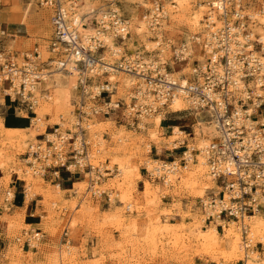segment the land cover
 <instances>
[{
    "label": "built area",
    "instance_id": "2783aa9c",
    "mask_svg": "<svg viewBox=\"0 0 264 264\" xmlns=\"http://www.w3.org/2000/svg\"><path fill=\"white\" fill-rule=\"evenodd\" d=\"M104 1L107 5L91 21L77 12L78 0H34L51 13L47 39L50 55L45 59L38 46L19 54L0 46L3 100L21 107L31 125L40 119L36 112L39 104L51 98L48 87L43 86L47 77L61 70L74 78L72 123L61 128L60 115V122L29 143L23 158L25 167L32 175L59 187L72 177H82L87 182L84 197L110 203V194L100 186L119 170L97 160L101 148L100 142L91 137L92 126L99 119L113 117L140 130L145 118L180 97L188 108L205 114L217 136L203 148L185 144L177 159L168 162L169 171L149 172L148 176L166 186L170 182L168 173L179 175L201 155L218 190L199 197V208L209 222L219 218L236 223L243 249L248 248L251 217L264 212V117L258 113L264 103V42L257 33L250 38L256 27L264 29V0H256L258 5L252 11L249 0H205L213 15L206 14L208 34L196 42L205 58L192 63L187 76H175L158 55L126 52L130 22L112 6L115 0ZM166 16L162 2L156 0L143 19L154 30ZM88 23L92 32L85 33ZM4 34L0 27V37ZM114 43L119 48H113ZM171 54L173 65L180 69L188 65L190 54L184 43L173 46ZM119 72L138 78L126 98L114 97L118 81L111 75ZM27 191L24 183L23 200ZM14 193V188L7 189L4 201L12 200ZM40 236L38 229L29 228L12 241L22 249L34 248ZM63 240L62 244L68 246L70 238ZM0 241L6 245L9 240Z\"/></svg>",
    "mask_w": 264,
    "mask_h": 264
},
{
    "label": "rangeland",
    "instance_id": "374dc122",
    "mask_svg": "<svg viewBox=\"0 0 264 264\" xmlns=\"http://www.w3.org/2000/svg\"><path fill=\"white\" fill-rule=\"evenodd\" d=\"M27 1L31 2L28 25H17L18 36H11L12 31L8 29L9 24L6 20L11 17V10L16 13L21 12V7ZM78 1L83 2V0ZM155 1H114V5L130 22L129 35L125 40L126 52L143 54L148 52L155 57L158 55L160 60L165 62L166 68L175 76L182 74L187 76L189 66L200 61L195 58L194 51L190 52V48L194 49L196 42L192 40L191 43H187L190 26L185 18L176 20L179 18L178 12L174 7L171 9L169 7L175 2L159 0L164 3L167 16L158 28L151 30L143 16L148 14ZM200 1L205 4V0H189L190 10H195ZM2 2L0 27L5 30V34L0 37V46L14 54L38 46L42 58H47L50 55L47 52V39L51 32L50 10L38 6L34 0H2ZM14 2L18 3L19 9L15 8ZM249 2V10L252 11L257 7L258 2L256 0ZM107 3L104 0H90L92 8L95 7L98 11ZM77 7L80 8V5L77 4ZM206 7L209 11L207 5ZM86 8L87 6L82 8L85 14ZM78 11L83 14L81 10ZM37 14L42 15L43 18L42 25L36 29L34 16ZM206 14L205 12L204 19ZM86 16L89 20H94V16L90 14ZM146 30L150 31V36H147ZM158 30H161L163 35L162 44L155 47L148 44V48L146 41L154 40L155 32ZM183 43L187 46L190 56L187 60L188 65L180 69L179 66L172 64L171 51L173 46ZM161 49L164 51L161 52ZM115 76L118 83L114 97L123 98L129 91V88L123 85L125 77L129 75L119 72ZM54 84L52 77H48L43 85L48 87L51 95L47 102H52L45 126L31 125L27 113L17 104L4 101L0 92V238L9 240L6 245L0 241V264H195L196 259L206 264H215L212 260L216 264H245L246 254H255L258 261L264 264V241L258 238H250L248 248L242 247L237 252L230 253L226 242L228 238H222L221 227H218L219 241L215 243V247L207 246L197 230L190 231L193 221L200 224L204 216L199 208V197L214 192L213 190L208 189L198 195L195 190L184 189L178 181L180 177L174 179L173 184L169 186H163L156 180L151 182L149 178L143 179L142 188L136 186V181L140 179L139 170L147 175L149 173L146 166L148 160L168 164L169 161L177 159L185 144L199 147L198 141L201 136L196 129L195 117L190 108L183 111H174L170 106L162 108L163 119L157 125L159 131L157 139L150 136V132L156 129L152 123L154 114L143 120V127L140 130H133L113 117L95 122L91 137L100 142L101 152L97 160L110 168L117 167L116 160L123 164L127 161L134 162L137 166L129 172L128 178L118 174L108 177L100 186L110 194V203L102 199L84 197L87 182L82 177L73 178L75 182L69 190L68 185L73 180L66 181L58 194L51 183L39 177L41 180L37 182L34 192L41 195L33 194L31 189L27 191L28 196L23 200L21 189L30 176L25 174L26 167L23 160L28 144L39 138L40 134L49 131L54 123L60 122V115L63 117L61 128L72 123L73 91L71 90L65 104ZM39 110L37 107V111ZM258 113L264 117V103ZM37 114L44 120L46 113ZM173 124L180 125L183 130L181 141L183 145L177 149L169 148L172 143L168 135L172 132ZM130 180L135 183L134 187L127 185L130 194L128 199L123 200L125 183ZM145 181L149 182V186L148 191L143 192ZM12 185L16 187L20 185L18 188L20 191H15L12 200L4 201L5 191L12 188ZM156 216L157 220H155ZM136 220L138 224L144 225L142 229H139L138 225L134 228L133 223ZM230 222L231 220H227L225 223ZM167 223L175 224L166 226ZM204 224L203 228L206 229L207 226H212L213 222L207 221ZM234 226L242 240L237 224L234 223ZM164 227L169 228L170 232H166ZM29 228L40 231V240L34 248L22 249L13 243L12 238ZM64 231H67L66 236ZM63 238H70L68 246L62 244L65 240Z\"/></svg>",
    "mask_w": 264,
    "mask_h": 264
},
{
    "label": "bare ground",
    "instance_id": "6f19581e",
    "mask_svg": "<svg viewBox=\"0 0 264 264\" xmlns=\"http://www.w3.org/2000/svg\"><path fill=\"white\" fill-rule=\"evenodd\" d=\"M172 2H175L174 5H169L170 9L172 7L175 8V11L178 12L179 18H176L177 21H180L181 19H186L187 23L190 26V34L187 37V43H191L192 40H194V42H201L202 38L208 34V32L205 30V25H204V14L205 12L213 15L210 11L207 10V7L204 3H202L201 1L198 2V6L195 10H190V6H189V0H172ZM16 4L15 8L19 9V5L18 3L14 2ZM83 3V4H82ZM80 5V8L77 7V12L79 13L78 9L81 10L83 12V6H87L86 8V14H90V16H95L96 18L98 17L99 13L97 14L96 12H98L97 9H95V7L92 8V5H90V0H83V2H79L78 3ZM112 6L116 9L117 6L114 5V3L112 4ZM162 7H163V11L164 13L167 14V10L165 9V5L164 3H162ZM31 11V2L27 1L26 3L23 4V6L21 7V12L16 13L14 12V10H11V17H9L6 22L9 24L8 29L12 31L11 36H18L17 33V25H28V15ZM80 11V12H81ZM80 14V13H79ZM83 14H85L83 12ZM95 14V15H94ZM44 16V15H43ZM42 15L37 14L36 16H34V20L36 23V29L39 28V26L42 25ZM84 22H86V20H83ZM138 30H141L140 27H137ZM144 25L142 24V31H143ZM156 27H153V29ZM85 33H89L92 32L91 29V24L88 23L86 25V27L83 29ZM145 30V29H144ZM150 31L146 30V34L147 36L149 35ZM257 33L260 35V39L264 42V29L261 26L256 27L251 33H250V38L254 37V34ZM146 36V35H145ZM162 32L161 30H158L157 32H155V38L154 40L149 39L148 41H146V46L149 48L148 44L155 46H159L162 44L163 39H162ZM106 42H109V45L112 46V41L110 40V38L106 37L104 38ZM116 48H119L117 45H113ZM167 46L169 47V45L167 44ZM190 48V47H189ZM161 52H163L164 50H160ZM189 51V50H188ZM194 51V55L195 58L198 60H204L205 56L204 53L202 52V50L199 48L198 44H196L194 46V49L190 48V52ZM52 77V79L55 82V88L57 93L59 92V94L62 95V100L63 102L66 104L67 100H68V96L71 92V90L73 89V85H74V78L73 76L67 75L65 74L63 71L61 70H54L51 75H49V78ZM115 75H111V79H115ZM48 78V77H47ZM47 80V79H46ZM138 81L137 76H135L134 74H129V76L125 77L124 79V86L126 88H130L134 87L135 83ZM5 92L7 93H11L10 90H5ZM264 90L261 91V93L263 94ZM128 93H131L128 92ZM264 96V94H263ZM52 103V102H51ZM50 102H42V104H40L39 107V111L36 112L38 113H46L44 114V120H42L41 118L38 119V121L35 123L38 126H45V121H47L48 119V110H50V106H52ZM170 107L172 108V110L174 111H183L185 109L188 108L187 104L180 98L177 97L174 99V101L172 102V104L170 105ZM192 114L195 117V126L196 129L199 131L200 133V139L198 141V148H203L205 147L209 140L215 136H217V132L213 126V124L211 123V121H209V119L205 116V114H203L202 112L192 109ZM25 117V115H24ZM47 117V118H46ZM163 119V114L161 111H158L157 113L154 114L153 119H152V123L154 125V127L156 129L152 130L150 132V136L152 138L157 139L158 138V133L159 131L157 130V125L160 124L161 120ZM172 128V132L170 135H168V139L170 140V142L172 143V146H170L169 148H176L179 146V144H182V135H183V130L181 128L180 125L178 124H173L171 126ZM190 146V145H189ZM186 154H188V156H190L189 151L186 152ZM117 163V167L119 170V175H121V177H126L128 178V174L129 172L133 171L134 169H136V165L134 162H130L127 161L126 164L120 163L118 160H116ZM146 166H147V170L148 172L151 173H162V172H166L169 170H166L168 167L167 163H160V161L157 160H153L150 161L148 160L146 162ZM18 170L22 172L21 168L18 167ZM171 173V174H170ZM168 173V178H169V183L167 182L165 185L169 186L171 184H173L174 179H177V177H180V180H178L180 182V185L183 186L184 189H187L189 191L191 190H195L196 192H198V195H201L202 193H204L206 190L210 189L213 190L215 193L218 190V185L216 184V181L207 173L206 171V167L204 165L203 159L201 158V155H198L196 159H194V161H191L185 168L184 171L182 173H178L179 176L177 174H172V172ZM24 174V173H23ZM25 174H28L27 176L28 182H26L27 187H28V191L33 189V194H36L38 192H34L36 190V186L38 185L37 182H40V178L37 176L32 175L26 168L25 170ZM184 174V175H182ZM121 183V182H120ZM134 182H132V180H130L129 182L125 183L126 185V189L123 191L122 194V198L124 199H128L129 194H130V190L128 188L127 185H132V187H134ZM148 186H149V182L145 181V191H148ZM57 189L56 194H58L59 192H61V187L59 186H54ZM35 189V190H34ZM41 195V193H38ZM118 195V193H116V196ZM28 196V195H27ZM130 205V203H128V206ZM158 217H155V220H157ZM203 222V223H202ZM207 220L205 219L204 216H202L201 218V222L199 224V222L197 223L196 221H193V227L189 228L191 232H196L200 234L201 238L203 239L204 243L211 247H215V243L219 241L218 237H219V229L218 227H221V231H222V238H228L226 240L227 245H229V249H230V253L231 252H237V250L242 249V240L240 239V233L238 232L237 228L234 226V222H230V223H225L224 221H222L219 218L215 219V222H213L212 226H207L208 224H206V229L203 228L205 227V224ZM175 223H167L166 226H171L174 225ZM139 227V229H142V227H144V225L142 226V223L138 224V221L136 220V222L134 221L133 226L135 228V226ZM137 229V228H136ZM164 230H166V232H170L169 228L164 227ZM197 233H195V235L197 236ZM248 236L249 238H258L262 241H264V213H257L254 216L251 217V221H250V227H249V231H248ZM224 246V244H223ZM222 246V247H223ZM246 260H245V264H261V261H258V257L255 254L252 255H245Z\"/></svg>",
    "mask_w": 264,
    "mask_h": 264
},
{
    "label": "crops",
    "instance_id": "0c3cea01",
    "mask_svg": "<svg viewBox=\"0 0 264 264\" xmlns=\"http://www.w3.org/2000/svg\"><path fill=\"white\" fill-rule=\"evenodd\" d=\"M3 3V2H2ZM4 5V4H3ZM7 23V22H6ZM139 175H140V179H138L137 181H136V186H137V188H142L143 187V185H142V183H143V179L144 178H149L150 179V177L147 175V174H145V173H142V171H140L139 170ZM73 178H78V177H72L71 179L73 180ZM74 179V180H75ZM72 181L68 186V190L69 189H72V186L74 185V182L75 181ZM150 181L152 182L153 180L152 179H150ZM53 185V184H52ZM54 186V185H53ZM63 186V185H62ZM71 187V188H70ZM12 188H14V190L15 191H20V190H18V188H20V185L19 186H17L16 187V185H12ZM17 193V192H16ZM0 239H4V238H0ZM26 252V251H25ZM206 258V257H205ZM201 260V259H200ZM212 262L213 263H215L216 264V262L214 261V260H212ZM195 264H206V263H204V262H199L198 261V259H196V263Z\"/></svg>",
    "mask_w": 264,
    "mask_h": 264
}]
</instances>
